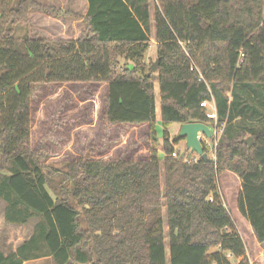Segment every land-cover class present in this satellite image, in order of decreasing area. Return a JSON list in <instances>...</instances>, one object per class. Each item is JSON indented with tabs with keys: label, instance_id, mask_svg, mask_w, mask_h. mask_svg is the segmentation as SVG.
Masks as SVG:
<instances>
[{
	"label": "trees",
	"instance_id": "obj_1",
	"mask_svg": "<svg viewBox=\"0 0 264 264\" xmlns=\"http://www.w3.org/2000/svg\"><path fill=\"white\" fill-rule=\"evenodd\" d=\"M87 2L75 41L27 37L18 49L10 25L27 23L35 0L0 19V199L8 224L38 220L16 251L0 250V264H232L228 254L257 264L235 212L264 245V0H156L153 17L150 0ZM152 25L157 76L145 63ZM156 82L166 158L154 148L141 160L80 158L55 184L31 142L38 87L106 83V128L145 124L156 135ZM205 102L222 129L217 161L172 158L183 139L171 142L167 127L214 125ZM224 174L241 183L237 211L221 193Z\"/></svg>",
	"mask_w": 264,
	"mask_h": 264
},
{
	"label": "rangeland",
	"instance_id": "obj_2",
	"mask_svg": "<svg viewBox=\"0 0 264 264\" xmlns=\"http://www.w3.org/2000/svg\"><path fill=\"white\" fill-rule=\"evenodd\" d=\"M21 1L0 0V19L3 18L6 7L15 9ZM35 3L39 8L29 12L27 23L10 25L13 26L18 49L23 48V41L27 37L67 41V39L81 36L85 29L84 23L74 17L84 16L83 0H35ZM155 4L156 0H150L151 15L154 12ZM77 22H81V25ZM150 37L151 47L145 57V63L149 68L159 59L153 25ZM121 63H124L122 59ZM107 92L108 87L104 89L97 83L52 84L38 87L32 102L31 142L34 149L44 154L41 163L46 173L51 174L55 184L59 181V176H56V173L65 172L68 163L80 158L102 161L119 158L141 160L147 158L150 148L157 149L161 162L166 158V153L163 150V137L166 128L162 122L156 124V135L149 132L148 129L142 128L133 132L130 127L106 128L102 121V109ZM159 107L160 98L157 88V110ZM205 108L207 113L211 112L209 105ZM78 126L86 127L75 130ZM167 131L170 137V133H174L176 127L170 125L167 127ZM177 136L178 133H174V139ZM174 151L178 153V159L193 156V153L183 144L180 147H175ZM219 183L228 208L237 211V199L240 192L238 179L224 174L220 177ZM5 208V202L0 199V247L2 252L8 255L14 252V245L17 242L20 243L29 238L38 220L32 219L23 226L8 224L4 217ZM235 214L251 261L264 264V245H259L251 240L248 224L237 212ZM230 260L232 264L237 263L233 258ZM28 264L55 263L51 258H47Z\"/></svg>",
	"mask_w": 264,
	"mask_h": 264
},
{
	"label": "water",
	"instance_id": "obj_3",
	"mask_svg": "<svg viewBox=\"0 0 264 264\" xmlns=\"http://www.w3.org/2000/svg\"><path fill=\"white\" fill-rule=\"evenodd\" d=\"M160 66V59L157 60L155 64L151 67L153 73H156ZM200 135H205L206 138L211 139L212 133L208 125L204 123H189L181 126L179 132V138L183 139L186 144V148L190 150L193 154L198 155L204 162H210L211 159L208 157L207 153L204 152L202 147ZM244 142L251 148L253 144V139L249 138L244 140Z\"/></svg>",
	"mask_w": 264,
	"mask_h": 264
},
{
	"label": "built area",
	"instance_id": "obj_4",
	"mask_svg": "<svg viewBox=\"0 0 264 264\" xmlns=\"http://www.w3.org/2000/svg\"><path fill=\"white\" fill-rule=\"evenodd\" d=\"M204 107H206L207 105H209L211 107V112L207 113V118L211 121H213L214 125L209 126L211 133H212V138L208 139L206 138L205 135H200L199 138L201 140L202 143V147L204 149V152L207 153L208 157L213 160V161H217V155H216V150L219 144V140H220V136L222 134V129H220L218 127V116H217V109H216V105L215 104H211L210 102H205L202 104ZM172 158H176L178 159V153L176 151H174L171 154ZM180 159H182L184 162L186 163H197L198 161L201 160V158L196 155L193 154L192 157L188 158V157H181ZM227 258H233L230 254L227 255Z\"/></svg>",
	"mask_w": 264,
	"mask_h": 264
},
{
	"label": "crops",
	"instance_id": "obj_5",
	"mask_svg": "<svg viewBox=\"0 0 264 264\" xmlns=\"http://www.w3.org/2000/svg\"><path fill=\"white\" fill-rule=\"evenodd\" d=\"M84 1V8H85V12H84V16L86 15V13H87V11H88V7H89V5H88V2H87V0H83ZM77 23H79V25H81V22H77ZM82 32V31H81ZM79 37H77V38H72V39H67V41L68 40H77ZM63 40V39H62ZM97 85H100L102 88H104V89H107V87H108V85L106 84V83H97ZM157 88H158V92H159V87H158V84H156V87H155V89H156V93H157ZM107 94V93H106ZM105 94V95H106ZM156 100H157V96H156ZM156 119H157V123H160L161 121H162V119H161V114H160V111L159 110H157V115H156ZM94 123V122H93ZM92 123V124H93ZM91 124V125H92ZM89 126V125H88ZM87 126V127H88ZM174 126L176 127V131H174V133H178V136L177 137H179V132H180V129H181V126L182 125H178V124H174ZM82 127H86V126H78V127H76V129L75 130H78V129H80V128H82ZM148 129V126L147 125H139V126H133V127H130V129H132L131 131L133 132L134 130H136V129ZM156 128V127H155ZM82 129H84V128H82ZM85 129H87V128H85ZM148 131H149V129H148ZM174 133H170V141L171 142H173L174 141ZM173 139V140H172ZM163 141H164V139H163ZM181 144H183L185 147H186V144H185V141L183 140V141H180L177 145H175V147H180V145ZM148 153V152H147ZM239 183H240V181H239ZM240 185H241V183H240ZM32 235V234H31ZM31 235L29 236V238L31 237ZM28 238V239H29ZM27 239V240H28ZM27 240H25V241H27ZM25 241H23V242H20V243H16L15 245H14V251H16V249L22 244V243H24ZM0 250L2 251V249H1V247H0ZM29 263V262H28ZM28 263H25V264H28Z\"/></svg>",
	"mask_w": 264,
	"mask_h": 264
}]
</instances>
